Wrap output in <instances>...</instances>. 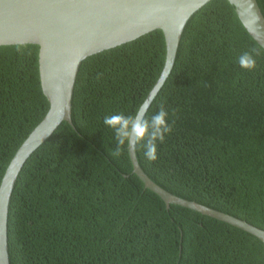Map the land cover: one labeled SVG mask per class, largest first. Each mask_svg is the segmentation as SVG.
<instances>
[{"label": "trees", "instance_id": "obj_1", "mask_svg": "<svg viewBox=\"0 0 264 264\" xmlns=\"http://www.w3.org/2000/svg\"><path fill=\"white\" fill-rule=\"evenodd\" d=\"M264 16V0H256ZM255 49L256 68L237 58ZM38 45H0V182L46 114ZM258 53V54H257ZM156 29L82 60L62 121L22 165L11 194L10 264H264V242L227 222L166 206L119 157L103 117L133 113L165 63ZM174 120L157 160L135 147L165 190L264 229V49L228 0H210L186 22L172 69L148 108Z\"/></svg>", "mask_w": 264, "mask_h": 264}, {"label": "water", "instance_id": "obj_2", "mask_svg": "<svg viewBox=\"0 0 264 264\" xmlns=\"http://www.w3.org/2000/svg\"><path fill=\"white\" fill-rule=\"evenodd\" d=\"M210 0H0V45H38L40 84L49 108L9 162L0 182V264H10L7 219L11 194L25 160L62 121L71 124V100L83 59L159 29L166 46L163 69L142 104L152 102L175 61L183 28ZM249 35L264 49V16L256 0H228ZM141 104V105H142ZM133 172L166 204H177L239 227L264 242V229L179 197L156 184L128 146Z\"/></svg>", "mask_w": 264, "mask_h": 264}, {"label": "clouds", "instance_id": "obj_3", "mask_svg": "<svg viewBox=\"0 0 264 264\" xmlns=\"http://www.w3.org/2000/svg\"><path fill=\"white\" fill-rule=\"evenodd\" d=\"M253 53L255 49L239 55L236 62L241 69L253 71L256 68ZM148 108V104H142L133 113L121 111L103 117V125L114 133L116 148L111 153L114 157L121 155L122 146L127 143L129 147L141 146L148 161L157 160L158 143H163L171 134L174 120L169 122V112L163 104L151 116L148 115Z\"/></svg>", "mask_w": 264, "mask_h": 264}]
</instances>
